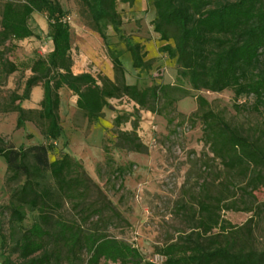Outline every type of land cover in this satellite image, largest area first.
<instances>
[{
    "label": "trees",
    "instance_id": "1",
    "mask_svg": "<svg viewBox=\"0 0 264 264\" xmlns=\"http://www.w3.org/2000/svg\"><path fill=\"white\" fill-rule=\"evenodd\" d=\"M80 1L105 40L115 79L90 72L74 73L70 25L59 0H8L1 11L0 47L35 36L29 24L34 12L45 15L53 42L47 57L33 61L23 93H14L7 107L17 112V129L32 120V113H37L43 134L50 142L17 147L0 134V157L7 165L6 182L17 184L6 206L11 227L22 224L29 211L37 213L2 264H264V251L249 244L253 219L239 230L234 229L222 215L224 209L233 207L222 205L220 196L209 201L201 199L193 230L157 250L165 258L163 263L147 261L137 247L107 232V223L121 217V213L83 166L69 153L50 160L49 152L63 132L59 108L60 89L64 86L77 96L76 104L90 122L103 116L111 98L126 96L140 109L160 115L179 99L171 93L178 90L172 84L141 88L126 81L121 52L107 42V25L120 34L132 66L139 72L150 70L153 59L147 58L144 44L133 42L122 33L117 0ZM153 4L154 31L166 42L159 51L176 58L180 78L193 90L231 89L236 97L253 96L256 105L264 107V0H153ZM17 68L0 49V72L7 76ZM39 85L43 87L40 109L27 110L15 104L17 100L29 99L32 89ZM162 100L165 107H158ZM196 102L194 115L203 124V139L216 157L230 169L264 166L262 145L232 126L203 95H196ZM130 116L135 117L129 113L115 117L117 146L143 151L146 146L138 135L136 117L131 120V130L119 129L130 121ZM105 153L112 160L108 147ZM66 210L77 215L69 217ZM2 226L0 206V229ZM215 229L219 232L215 233ZM12 254H17L15 259Z\"/></svg>",
    "mask_w": 264,
    "mask_h": 264
},
{
    "label": "rangeland",
    "instance_id": "2",
    "mask_svg": "<svg viewBox=\"0 0 264 264\" xmlns=\"http://www.w3.org/2000/svg\"><path fill=\"white\" fill-rule=\"evenodd\" d=\"M6 1L0 0V19ZM59 1L70 25L74 73L90 72L97 77L115 79L107 45L87 7L80 0ZM117 9L123 21L122 33L130 36L133 42L144 44L147 58L153 59L150 70L139 72L132 66L120 34L112 25H107V42L121 52L126 81L141 88L172 84L178 90L171 93L179 99L160 115L140 109L126 96L111 98L103 116L90 122L78 108L77 96L64 86L60 89L59 108L63 132L54 142V150L49 152L50 160L69 153L83 166L121 213V217L107 223V232L137 247L147 261L163 263L165 258L157 250L193 230L199 216L198 202L217 196L222 198V205L233 207L224 209L222 215L234 225V229L239 230L250 218L253 219L249 244L257 251H264V166L251 165L248 170L227 167L205 143L203 124L194 115L198 109L196 95H203L232 126L264 147V107L256 105L253 96L236 97L231 89L221 92L193 90L186 80L180 78L176 58L159 51L166 42L154 31L156 11L153 0H134L133 4L117 0ZM29 24L35 36L0 47L4 49L5 58L18 67L7 76L0 72V134L17 147L50 142L43 134L37 113H32V120L17 129V112L7 110L14 93H23L32 74L33 61L47 57L53 49L45 15L34 12ZM37 89H42L41 95H34ZM184 92L188 95H183ZM42 96L43 87L39 85L32 89L29 99L17 100L15 104L19 103L27 110H38ZM158 107H165V102L162 100ZM123 113L134 114L137 118V132L146 146L143 151L117 146L118 127L114 120ZM135 117L130 116V121L122 123L119 129L131 130V120ZM105 147L109 148L112 160L107 159ZM6 169L5 160L0 157V206L3 208L0 264L37 215L35 211H29L22 224L11 227L6 206L17 184L6 182ZM66 213L69 217L77 215L73 210H66ZM16 255L12 254V257L15 259ZM83 257L86 259L87 255L83 253Z\"/></svg>",
    "mask_w": 264,
    "mask_h": 264
},
{
    "label": "crops",
    "instance_id": "3",
    "mask_svg": "<svg viewBox=\"0 0 264 264\" xmlns=\"http://www.w3.org/2000/svg\"><path fill=\"white\" fill-rule=\"evenodd\" d=\"M41 93H42V89H37L34 91V95H38V94L41 95Z\"/></svg>",
    "mask_w": 264,
    "mask_h": 264
}]
</instances>
